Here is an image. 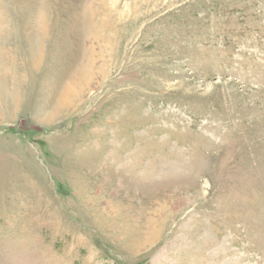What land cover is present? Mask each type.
<instances>
[{
	"label": "rangeland",
	"instance_id": "374dc122",
	"mask_svg": "<svg viewBox=\"0 0 264 264\" xmlns=\"http://www.w3.org/2000/svg\"><path fill=\"white\" fill-rule=\"evenodd\" d=\"M0 264H264V0H0Z\"/></svg>",
	"mask_w": 264,
	"mask_h": 264
},
{
	"label": "bare ground",
	"instance_id": "6f19581e",
	"mask_svg": "<svg viewBox=\"0 0 264 264\" xmlns=\"http://www.w3.org/2000/svg\"><path fill=\"white\" fill-rule=\"evenodd\" d=\"M88 69H89V67H87L86 70H84V71L87 72L85 74H89L91 72L90 71L88 73V71H87ZM77 80L78 79H71V83H70L69 87L64 91V93H62V95L60 96V98H59L56 106L53 108V111H52L53 114L54 113H59L60 111H63L64 109L66 110V108L68 106L70 107V105H72L73 103H75L74 102L75 100L80 99V96L84 92V88H86V86L84 87L82 85V83H80L82 86H79L77 84ZM48 117L49 116H46L45 119H48Z\"/></svg>",
	"mask_w": 264,
	"mask_h": 264
}]
</instances>
